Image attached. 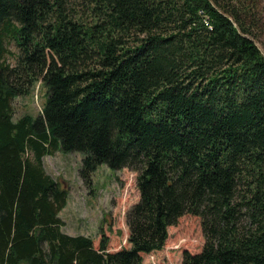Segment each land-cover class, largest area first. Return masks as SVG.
Instances as JSON below:
<instances>
[{
    "label": "trees",
    "instance_id": "1",
    "mask_svg": "<svg viewBox=\"0 0 264 264\" xmlns=\"http://www.w3.org/2000/svg\"><path fill=\"white\" fill-rule=\"evenodd\" d=\"M254 2L0 0V264H141L186 215L201 241L175 244L179 264H264ZM37 82L41 113L14 119ZM56 150L82 154L86 184L101 164L136 172L123 246L102 224L98 240L62 230L68 188L42 165Z\"/></svg>",
    "mask_w": 264,
    "mask_h": 264
},
{
    "label": "rangeland",
    "instance_id": "2",
    "mask_svg": "<svg viewBox=\"0 0 264 264\" xmlns=\"http://www.w3.org/2000/svg\"><path fill=\"white\" fill-rule=\"evenodd\" d=\"M254 1L259 21L252 39L264 54V0ZM5 44L9 53H6L2 60L5 64L14 66L18 49L11 38H8ZM45 93L46 89L37 82L27 96L14 97L11 100L13 118L39 115ZM81 159L82 154L79 152L65 153L59 150L42 157L46 173L56 179L57 183H62L68 188L66 205L58 213L64 222L62 230L69 235H91L93 239L98 240L102 224V230L108 236V243L111 242L113 249L119 248L127 238L126 211L138 197L136 172L128 168L113 170L101 164L93 172L91 182L86 184L79 176ZM168 230L165 245L160 250L143 254L141 264H179L182 254L176 245L186 241L194 246L201 241L198 223L191 215L182 217Z\"/></svg>",
    "mask_w": 264,
    "mask_h": 264
}]
</instances>
